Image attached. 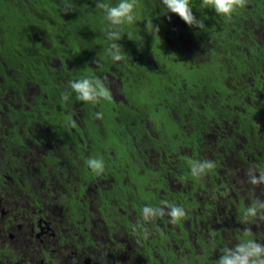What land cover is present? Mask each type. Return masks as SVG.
Returning a JSON list of instances; mask_svg holds the SVG:
<instances>
[{"label": "flooded vegetation", "instance_id": "flooded-vegetation-1", "mask_svg": "<svg viewBox=\"0 0 264 264\" xmlns=\"http://www.w3.org/2000/svg\"><path fill=\"white\" fill-rule=\"evenodd\" d=\"M44 64L49 73L39 63L22 75L0 55V264H216L221 249L240 238L264 243V220L241 222L253 199L264 200V184L251 185L245 175L252 165L264 168V146L246 141L239 115L222 125L209 120L198 141L190 112L181 116V80L170 103L144 94V74L135 79L126 62L95 61L90 78L111 99L84 103L73 93L64 101L68 82L86 75L84 64ZM147 66L157 68L150 60ZM32 72L48 74L38 82ZM263 95L246 98L252 109L236 112L259 115ZM257 130L260 142L264 123ZM90 157L103 159L102 174L88 167ZM190 160L215 167L193 177ZM164 201L186 216L145 224V239L141 209Z\"/></svg>", "mask_w": 264, "mask_h": 264}, {"label": "trees", "instance_id": "trees-1", "mask_svg": "<svg viewBox=\"0 0 264 264\" xmlns=\"http://www.w3.org/2000/svg\"><path fill=\"white\" fill-rule=\"evenodd\" d=\"M105 2L115 5L118 0ZM64 3L0 0V55L10 65L19 64L22 75L39 63L49 73L51 67L44 64L47 59L68 58L74 65L83 63L86 75L83 70L82 76L89 78L92 62L117 63L106 52L112 43L105 32L109 25L103 12L95 7L96 0H71L74 11L68 13L62 10ZM200 4L201 0H190L193 14L205 25L195 29L178 15L168 13L161 0H138L136 22L122 26V39L117 41L125 57L121 62L134 71L135 79L144 74L139 88L152 98L167 96L173 103L176 81L181 80L186 90L181 91V116L190 112L198 141L209 120L222 125L239 115L246 141L264 146V139L259 142L256 134L264 123V105L258 107L260 113L255 117L236 112L252 109L245 103L246 98L264 94V45L260 44L264 36V0H248L231 19L218 16L211 8L201 9ZM148 19L159 26L158 35L145 29ZM45 30L47 43L38 38ZM149 60L156 69L147 66ZM48 73L34 74L42 82ZM263 99L264 95V103ZM222 143L230 147L229 137H223ZM247 151L244 144L234 155L243 158Z\"/></svg>", "mask_w": 264, "mask_h": 264}, {"label": "clouds", "instance_id": "clouds-1", "mask_svg": "<svg viewBox=\"0 0 264 264\" xmlns=\"http://www.w3.org/2000/svg\"><path fill=\"white\" fill-rule=\"evenodd\" d=\"M247 2L248 0H201L200 8H211L218 16L231 19L233 13L237 9L244 8ZM161 3L166 7L168 13L178 15L189 27L195 29L205 27L204 21L193 14L190 0H161ZM137 4L138 0H118L115 5L105 2V0H96L95 7L103 12L104 19L109 25L105 32L107 39L112 43L106 52L113 61H121L125 58L117 41L122 39V26L132 25L136 22ZM62 10L64 13L74 11L71 0H65ZM145 29L148 33L154 32L157 35L160 30L159 26L155 25L151 19L146 20ZM127 36L130 37L131 33H127ZM68 88L70 91L66 90L61 97L64 101H68L73 93L76 100L84 103L97 104L101 100L111 99L109 88L100 79L89 77L73 79L68 82ZM95 117L102 119L103 113L97 112ZM188 163L193 177L202 176L215 167L212 160H190ZM86 164L96 175L104 172L103 159L90 157ZM245 175L251 185L264 184V168L252 165L246 170ZM165 215L170 218V223L175 224L186 216V211L182 206L168 201L162 202L161 206L145 205L141 209L138 225L143 230L145 239L149 234L145 224L152 223ZM257 218L264 220V200L258 198L253 199L243 212L241 222L246 224ZM216 264H264V243L247 239L239 241L232 247H224L221 249V255Z\"/></svg>", "mask_w": 264, "mask_h": 264}, {"label": "rangeland", "instance_id": "rangeland-1", "mask_svg": "<svg viewBox=\"0 0 264 264\" xmlns=\"http://www.w3.org/2000/svg\"><path fill=\"white\" fill-rule=\"evenodd\" d=\"M46 34V30L45 31H43L42 33H40V35L38 36V38L41 40V41H43V40H45L44 39V37H43V35H45ZM45 43H47V41L45 40ZM140 185V184H139ZM140 189V192H145V191H143L140 187L137 189V191ZM240 240H243V238H240Z\"/></svg>", "mask_w": 264, "mask_h": 264}]
</instances>
